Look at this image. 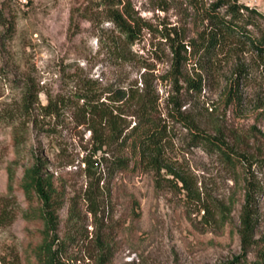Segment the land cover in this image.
Segmentation results:
<instances>
[{"label": "rangeland", "instance_id": "374dc122", "mask_svg": "<svg viewBox=\"0 0 264 264\" xmlns=\"http://www.w3.org/2000/svg\"><path fill=\"white\" fill-rule=\"evenodd\" d=\"M101 1L5 5L14 30L9 35L0 23V110L20 112L26 91L34 92L37 126L25 118L17 131L18 125L0 124V206L8 203L11 217L0 221V264H258L264 192L256 196L253 245L242 258L244 160L228 163L202 137L221 136L251 159L264 156L263 55L247 42L197 54L182 66L174 87L170 43L163 36L177 30L188 46L217 0H128L150 26L132 44L123 43L105 20ZM238 1L259 14L252 15L248 31L254 38L264 35V0ZM188 79H200L201 90H190ZM87 87L103 91L107 104L117 90L156 99L157 117L168 130L164 170L139 162L125 146L95 150L75 111V94ZM171 97L178 98L186 122L173 118ZM48 100L63 108L44 119L39 106ZM123 101L114 107L122 110ZM130 113L124 118L132 127L136 120ZM191 126L198 132L189 131ZM37 158L45 160L57 191L50 252L41 251L47 237L41 203L28 200L21 188L24 171ZM115 159L124 160L126 168H116ZM87 161H93L90 169ZM167 169L184 178L190 192ZM251 173L264 184V169L253 164Z\"/></svg>", "mask_w": 264, "mask_h": 264}, {"label": "trees", "instance_id": "16d2710c", "mask_svg": "<svg viewBox=\"0 0 264 264\" xmlns=\"http://www.w3.org/2000/svg\"><path fill=\"white\" fill-rule=\"evenodd\" d=\"M10 1L3 0L0 2V23L6 27L9 35L14 30V22L6 14L5 5ZM101 3L105 5V20L119 33L125 44H132L141 37L144 29L150 27L134 12L128 0H102ZM221 9L224 10L223 13H220ZM242 10L249 14L248 17L243 16ZM252 15L259 16L255 11L249 10L248 7L240 4L238 0H217L215 4L210 6V9L205 11L207 25L197 33L196 38L190 41L188 46H185L184 39L177 30L166 33L163 37L170 43L172 54L170 76L173 86H179L182 66L188 62L190 57L197 54L212 55L230 45L239 46L247 42L251 48L264 57V35L254 38L247 29L248 26H253ZM262 18L264 19V17ZM187 47L191 49L189 53ZM125 55L126 53L123 50L120 58H124ZM186 83L188 88L194 92L201 90L202 82L200 79H188ZM103 94V91L97 92L91 87L83 88L78 94H75L77 125L85 126L90 131L96 147L95 150H100L104 146L115 145L118 149L125 146L127 150L130 149L138 157L139 162H148L157 172L164 170L166 167L162 163L161 157L168 130L166 125L157 117L156 99L140 98V95L136 98L132 90H117L112 94L114 97H112L111 104H107L101 101ZM177 99L176 97L170 99L173 118L180 122H186V119L180 113L181 104ZM120 101H123L121 103L122 110L121 107H114V104ZM36 103L35 93L29 90L26 91L20 112L0 110V124L18 125L16 128L13 127V130L17 131V128L26 125L25 122L21 121V118H25L28 123H34V126H37L34 118L37 109L35 108ZM62 106L58 100H48L46 105L39 106V110L42 118L46 119L47 117H57L63 108ZM126 110L132 111L129 116L135 117L136 121L132 127L126 125L124 117L129 112H126ZM188 129L191 132L192 130L198 132L197 128L193 126ZM202 138L204 142L215 147L221 157L228 163L235 165L236 161H240L239 158L244 160V205L240 217L241 257L244 258L253 245L256 196L258 193L264 192V184L261 185L255 181L251 168L253 164H257L259 168L264 169V156L251 159L248 155H241L228 145L221 136H204ZM18 143H21V140ZM86 164L87 168L90 169L93 166V161H87ZM112 164L118 169L126 168L125 161L122 159H115ZM45 169V160L37 158L35 163L24 171L21 188L28 200L35 197L41 203L39 215L43 220V233L47 235L41 246V251L50 252L52 248L48 238L56 230L54 197L57 191L53 178L45 173ZM167 172L174 179L179 180L183 188L190 192L184 178L169 169H167ZM8 178L11 181V175ZM205 214L209 215V211H205ZM10 218L9 205L4 202L0 206V221L6 223L11 220ZM258 257V264H264V248L260 251Z\"/></svg>", "mask_w": 264, "mask_h": 264}]
</instances>
